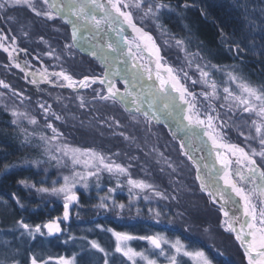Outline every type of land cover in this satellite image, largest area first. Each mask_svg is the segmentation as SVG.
Returning a JSON list of instances; mask_svg holds the SVG:
<instances>
[{"label": "trees", "instance_id": "obj_1", "mask_svg": "<svg viewBox=\"0 0 264 264\" xmlns=\"http://www.w3.org/2000/svg\"><path fill=\"white\" fill-rule=\"evenodd\" d=\"M147 1L154 10L158 4L167 6L149 20L156 28L153 33L157 42H160L158 36L176 44L182 41L198 63L207 65L206 69L219 84L228 81L225 72H234L240 82L264 91V0ZM33 5L41 12L48 8L43 0H33ZM0 35L16 44L21 61L34 66L40 63L48 71L63 69L77 80L85 76L100 78L104 74L96 60L73 48L69 29L60 18L49 20L43 15L37 16L27 4L0 9ZM163 55L175 65H181L182 58H177L173 51ZM0 80L9 85L12 93L24 95L22 105L41 125L51 122L68 144L98 151L124 166L127 175L123 182L129 177L142 180L165 197L161 199L149 190L133 200L124 193L109 192L116 188L110 179L100 181L98 186L90 184L88 191L79 190L72 207L74 217L69 226L75 236L91 232L90 238L96 239L108 229L134 237L160 234L172 241L179 239L187 250L204 251L213 264H246L233 236L223 230L220 214L201 193L190 162L161 125L126 112L120 103L99 99L97 94L106 95L100 84L80 92L28 84L1 51ZM117 87L122 86L118 83ZM213 102L230 143L238 144L249 154L253 150L264 151L252 127L237 130L233 126L238 112L233 114L219 100ZM41 104L50 107L52 117H45ZM14 128L11 116L0 106V235L3 240L2 235L11 236L10 231L15 225H21V221L32 232L35 225L43 226L63 214V205L51 197V191H39L50 188L57 170L48 162H40L36 148L16 138ZM247 132L253 139H245ZM253 159L264 169V161L255 156ZM102 201L104 208L99 207ZM120 204L125 206L123 210ZM26 238L29 248L17 256L23 258L22 263L28 257H37V253L43 255L40 260L62 255L63 247L56 245L55 239L44 242L36 238L30 242L29 234ZM80 264L97 263H88L83 258Z\"/></svg>", "mask_w": 264, "mask_h": 264}, {"label": "snow or ice", "instance_id": "obj_2", "mask_svg": "<svg viewBox=\"0 0 264 264\" xmlns=\"http://www.w3.org/2000/svg\"><path fill=\"white\" fill-rule=\"evenodd\" d=\"M43 3L48 6L47 11L41 12L36 10L33 5V0H3L0 2V9H7L8 7L15 6L18 4H27L35 12L37 16H45L49 20L61 18L65 23L72 24V39L75 42L78 31L85 26H92L96 29H100L103 25L107 24L113 31L116 32L119 38L115 42H109L107 49L112 53H120L123 55V49L120 47L122 41L127 46V54L133 58L144 60V63L133 64L132 67L136 69L133 75V87L136 86L137 80H143L147 78L149 81L152 80L153 75L159 84L158 88H155V94H159L164 97L163 109L166 115H173L174 112L179 109L181 112V119L178 122V130L184 134V139L181 142L180 148L181 153L192 159L189 154V149L192 144L195 143L201 136H206L210 142L211 149L209 156H214L215 163L212 165L205 164L204 168L207 170L204 176L200 175L199 168L197 169L196 179L200 182V190L205 193L212 204L219 202V211L223 216L222 227L225 232L234 235L236 241L239 242L241 248H243L244 257L247 260V264H264V169H261L254 156L260 155L264 158V151L257 153L255 150L249 154L244 148L238 144H233L225 141L222 131H217V125L214 123L215 120L219 119V114L216 116L206 113L204 119L200 118L197 109V99L194 93L190 92L189 89L181 83L179 77L176 75L175 70L163 63V57L160 55V49L156 45L153 37L144 31L142 28L137 27L134 22L133 13L131 8L142 9L144 0H106V3L102 0H43ZM167 7L163 4L156 5L155 10L153 6L149 4L146 8H143L144 16H156L161 8ZM97 12L101 13L100 17L97 16ZM74 17L75 20L69 19ZM124 25H127L132 31V37L129 38L124 34ZM6 39V37L0 36V40ZM183 43L177 41V44ZM71 47V45H69ZM0 48H3L8 53L9 59H12V53L15 48L10 51L9 48L4 47L0 44ZM145 53L147 56H145ZM106 59V57H105ZM15 67L19 68V64H15ZM154 66V67H153ZM23 71V69H21ZM51 75L58 78H62L65 84H61V87H68L75 90L77 86L80 88H88L92 84L100 83L106 84V95H98L101 100H111L114 103L124 104L129 98L135 103L138 99L132 91L127 89L123 94L120 93L119 89L115 88L114 81L109 78L108 73L105 72L104 79H98L96 77L85 76L83 79L77 81L72 76L65 72H54ZM186 75V74H185ZM200 75L202 78H207L209 73L201 70ZM43 80L48 79V74L41 73ZM229 77L233 82H237V77L229 73ZM33 83H36L34 80ZM196 83V81H193ZM207 84V80L205 79ZM0 86L8 87L3 81H0ZM213 89L211 93H202L205 100L209 97L216 99L217 94L215 92L216 85H208ZM238 87L241 89L242 94L236 95L229 88H224V93L227 95L224 97L225 100L232 98V101L239 107H242L246 113H255L257 116L264 119V91H259L254 87H251L247 83H239ZM179 101V103H177ZM84 101L81 98V106ZM223 107V105H221ZM211 112H215L214 106L209 104ZM232 104H229V110H231ZM138 110V109H137ZM16 115V113H13ZM155 116V113H153ZM59 119V117H56ZM187 121V124L184 123ZM15 123V121H13ZM31 123H36L32 120ZM256 128V133L260 137V144L264 145V132L262 127L264 125L257 124L255 120L252 122ZM47 127L52 129L54 136L51 138L41 137L42 140L55 139L59 135L57 130L53 128L51 124ZM222 129L224 124L219 125ZM200 129H203L201 133ZM243 134V133H241ZM175 138V136H174ZM248 139V137H245ZM201 144L203 142L201 141ZM65 156H68L73 165L82 164L85 168L96 169V171H88L87 173H75L72 178L73 182H69L70 178L65 177V183L59 187H53L51 190L47 188H41L39 191L49 192L52 194H63L64 213L63 219H69V206L72 202L77 200L76 194L73 192L75 187V179L78 177L80 180H86L91 176H98L99 170H106L110 175H127V169L119 164L112 162H106L105 157L99 153L90 150L81 149H69L67 145L61 149ZM202 150V148L200 149ZM85 157V159H81ZM56 159V157H50ZM201 160L205 157L201 156ZM216 164L219 167H216ZM233 164L239 167L233 171ZM247 173V174H246ZM239 178V180L236 179ZM222 182V183H221ZM23 183V182H22ZM251 183L252 187L246 189L241 186L242 184ZM127 184L130 186L129 191L133 189L139 190L140 192L151 190L153 194L161 199H164V195L155 190L154 186L148 184L142 180H134L131 177L127 179ZM119 186V184H118ZM87 187V184L84 185ZM113 189H109L112 192ZM233 197H237L238 200H234ZM148 199V197H145ZM239 205V209L233 208V212L230 214L226 206ZM99 207H106L102 201ZM124 205L120 204L119 208L124 209ZM239 211V214L236 212ZM159 215V213H157ZM21 226L29 231L31 229L28 224L21 221ZM43 228L47 229L49 235H53L61 231L60 223L57 220L50 221L43 225ZM35 232H41V226L35 225ZM112 232V235L116 238V252L121 253L129 260L132 264H136L134 257H140L145 260L147 264H156L155 260L149 259L142 252H136L132 248L127 247L124 242L141 239L147 240L155 249H160L163 254L162 245L169 244L171 248L175 250L177 255L183 254L193 259L196 264H213L212 260L205 254L204 251H188L185 245L179 240L170 242L162 236H141L134 237L128 233L115 232L112 229H108ZM92 247L99 251H104L95 242H91ZM123 245V246H122ZM222 254V253H221ZM32 264H37L35 258L32 259ZM59 264H72L70 260L63 257L59 259ZM107 264V262H105ZM169 264H177L176 256L173 255L169 258Z\"/></svg>", "mask_w": 264, "mask_h": 264}, {"label": "rangeland", "instance_id": "obj_3", "mask_svg": "<svg viewBox=\"0 0 264 264\" xmlns=\"http://www.w3.org/2000/svg\"><path fill=\"white\" fill-rule=\"evenodd\" d=\"M3 1V0H1ZM149 5V2L147 0H144V5L142 6V9H136L131 8L130 10L133 13L134 20L138 21V25L145 31H148L150 34L155 32L154 29H156L152 24L149 23V20H153V16H144L143 8H146ZM100 17V15H97ZM159 30V29H158ZM156 31V33L158 32ZM99 33H101V36L104 39L105 45L107 47V44L109 42H115L118 40L117 34L110 28L107 24L103 25L100 29H97ZM160 35L159 33H157ZM155 34L153 33L152 36L154 37V40L156 42V45L159 46L161 55H163V52L173 51L175 55L180 56L182 58L181 65H175L169 58L163 57L166 59L167 62L170 63L171 66L174 67V69L177 72V75L181 79V81L184 83V85L189 89L190 92L194 93L197 99V111L199 112L200 118L204 119L206 116V113L211 114L213 116L217 115V111L211 112L209 108V104L215 107L213 101H220V104L223 106H226L229 108V104H232V108L230 112L232 111L233 114L235 112H238L235 114V121L233 126L236 127L237 130L240 128H244L247 130V127L250 126L253 128V132L255 139L260 138L258 134L256 133V126L252 123L253 120L257 122V124L264 125V119H261V117L257 116L255 113H246L243 111L242 107L237 106L233 101L232 98H229L228 100H225L224 97L227 95L224 93V88H229L234 94L241 95V89L238 87V84L241 83L239 79L237 78V82H233L230 77L229 73L237 77V74L234 72H225L226 74V80L227 82H223L222 84H219L217 81H215L212 78V75H210L212 72L210 70H207L205 64L202 62L198 63L195 60V57L192 56L190 53H188L186 47L183 44H176L175 42H171V40L166 39L163 40L158 36V41L155 39ZM2 36V35H0ZM0 43L4 45V47L9 48L11 51L12 48H15V51L12 53V59H8L10 63L14 66L15 64H19L20 67L17 68V70L23 69L21 73L24 74V77L30 83H33L35 80L36 83H33L34 85H40L43 83H51L58 82L59 85L66 83L63 81L62 78H58L56 76L51 75L53 72H47L48 79L45 81L43 80L41 73H45V69L41 68L42 66L39 63V66L33 67L29 62L20 61L18 59V50L15 43H12L6 39L0 40ZM86 43V42H85ZM83 44V43H82ZM122 46V43L120 42V47ZM82 48H85V46H82ZM123 49V47H121ZM87 49V48H86ZM92 50H90V53ZM89 52V51H88ZM117 56L119 63H121L123 66H126L127 63L129 64V60H133V62H137L138 64L143 63V60L133 57H128V54L126 52V49H123V55L120 53H115ZM54 55H50V57H53ZM38 62V61H37ZM135 70V69H134ZM201 70L206 71L209 73L207 78H202L200 75ZM186 74V75H185ZM102 78V77H100ZM111 79H115L111 77ZM205 79L207 80V84L205 83ZM218 80V78L216 77ZM1 81V80H0ZM115 88L118 89L117 83L118 80H113ZM193 81H196V83H193ZM215 84V92L217 94L216 99H212L209 97L208 100L204 99V96L202 93L208 92L211 93L213 91L212 88H210L208 85ZM98 84V83H96ZM107 84V81H106ZM125 83L122 84V87L119 88L120 93L123 94L126 90ZM94 86L92 84L90 87ZM88 87V88H90ZM71 90H74L70 88ZM84 88H80L77 86L75 90H83ZM3 91L8 92L7 95ZM131 91V90H129ZM135 95V94H134ZM129 100V109L137 110L138 107L136 105V102L133 103L131 98ZM25 101V97L21 93H12L11 89L8 87L0 86V106L8 112V114L11 116V121L13 126L15 127L16 132V138H19L22 143H24L27 146L36 148L38 151V160L40 162H48V164L57 170L56 180L51 183V186L49 190H51L53 187L59 188L61 187L65 181L64 178L67 176L70 178V183L73 182L72 178L74 177V174L79 173H87L88 171H96V169H88L85 168L82 164L73 165L71 159L68 156L64 155V152L61 150L65 145L68 146L69 149H77L78 147H74L70 144H68L67 141H64L63 138H61L60 133L58 136H56L55 139H49V140H42L41 137H47L51 138L54 136V133L52 132V129L47 127L48 124H51V122H48L46 125H41L37 119L29 113L27 108L22 105ZM40 109L43 110V114L45 117L50 118L52 117L50 107L41 104ZM216 109V107H215ZM13 113H16V115H13ZM226 115V113H223V116ZM32 120H35L36 123H31ZM15 121V123H13ZM214 123L217 125V131H222L225 141L229 142L226 139V133H224V128H220L219 125H221L219 119L215 120ZM52 125V124H51ZM53 128L56 129L54 125H52ZM247 126V127H246ZM262 132H264V127H262ZM169 136V135H168ZM246 137L248 139H253L251 137V134L246 133ZM230 143V142H229ZM264 147V145H262ZM79 149V148H78ZM85 150V149H81ZM90 151H94L91 149H86ZM96 153H99L98 151H94ZM261 151H258L257 153H260ZM102 155V154H101ZM56 157V159H51L50 157ZM104 156V155H103ZM106 162H112L116 164L113 160L109 158V156H104ZM257 159H261L264 161V158H262L260 155L255 156ZM81 159H85V157H81ZM37 161V160H36ZM38 162V161H37ZM120 165V164H119ZM122 166V165H121ZM124 167V166H122ZM233 171H235L239 166L236 164H233ZM125 168V167H124ZM194 169V168H193ZM247 174V173H246ZM125 175H110L106 170H99L98 176H91L86 180H80L78 177L75 179V187L73 188V192L78 194L79 190L88 191L91 189L90 184H93L95 186H98L99 182L104 179L112 180V182L115 183V187L111 193L117 195L121 193H124L127 197L134 198L142 195L144 192H140L139 190L133 189L130 193L129 188L130 186L127 184V181L123 182V178ZM237 180H239L238 177H236ZM87 184V187H84V185ZM119 184V186H118ZM241 186L245 187L246 189L251 188L252 184H242ZM202 193V192H201ZM112 194V195H113ZM204 194V193H202ZM205 197L208 200V204H210L216 211L214 204L210 202L209 197L204 194ZM51 197L55 198V200L59 201L63 205V213H64V197L63 194H52ZM77 201V200H76ZM76 201L72 202L69 206V219L64 220L63 214L61 218H57L58 222L60 223V227L62 230V234H60L58 237H52L46 232V229L41 226V232L37 233L34 231L29 234V231H26L25 229H22L21 225H15L14 229L10 231V235H2L5 240L2 239L0 235V264H32V259L35 258L37 261V264H59V259L61 257L70 260L72 264H80V259H85L88 263H97V264H132V261L129 260L127 257L122 255L121 253L116 252V238L112 235L111 231H107V233H102L99 238L91 239L90 236H92V233H84L83 235L75 236L74 233L70 232V222L72 220V217H74L72 207L74 204H76ZM219 213V211H217ZM220 214V213H219ZM221 216V214H220ZM56 220V219H55ZM223 218L221 217L220 223L222 225ZM53 221V220H52ZM50 222V221H48ZM46 222V223H48ZM65 223V227H62V224ZM228 233V232H226ZM30 235V242H33L37 239V241H44L47 242L49 239H55L56 245H60L63 247L62 255H59L57 257H48V259L40 260L43 255L37 253V257H28L25 263L24 260H22V257H17L19 255H23L24 251L29 248V245L27 243V235ZM229 234V233H228ZM162 236L160 234H155L153 236ZM230 235V234H229ZM152 236V235H150ZM20 237V238H19ZM22 238V239H21ZM165 238V237H164ZM170 242H174L168 238H165ZM100 240V241H99ZM95 241L100 248H102L104 251H99L96 248L92 247L91 242ZM127 247L132 248L136 252H142L145 256H147L149 259L155 260L156 264H169V258L173 255L176 256L177 264H196V262L187 257L184 256L182 253L177 255L175 253V250L170 247L169 244H163V254H161L160 249H154L153 246L147 241V240H141V239H133L127 242H124ZM18 244V246H17ZM123 246V245H122ZM186 248V247H185ZM187 249V248H186ZM188 251H190L188 249ZM199 251V250H198ZM83 256V257H82ZM243 256V255H242ZM17 257V258H16ZM14 258V259H13ZM16 258V259H15ZM244 258V256H243ZM136 264H147V262L140 257H134ZM245 261V260H244ZM246 263V261H245Z\"/></svg>", "mask_w": 264, "mask_h": 264}, {"label": "water", "instance_id": "obj_4", "mask_svg": "<svg viewBox=\"0 0 264 264\" xmlns=\"http://www.w3.org/2000/svg\"><path fill=\"white\" fill-rule=\"evenodd\" d=\"M69 19H71V20H75V18L74 17H69ZM62 21L64 22V20L62 19ZM65 23V22H64ZM66 24V26L70 29V31H71V36H72V31H73V29H72V24H69V23H65ZM137 25V27H140L138 24H136ZM141 28V27H140ZM131 30L129 29L128 30V28L126 29V30H124V34L126 35V36H129V37H132V31L130 32ZM146 31V30H145ZM147 33H149L148 31H146ZM80 30L78 31V33H77V35H76V39H75V42H73V44H74V47L82 54H85V55H87V56H89V57H91V58H94V59H97L101 64H102V66H103V68L104 69H106V72L108 73V71H109V69H108V67L110 66V67H112V68H115V70H117V72H118V76H119V78L118 79H120V80H122V81H127V84H128V86H129V88H131V89H133L132 91H134V93H135V95L138 97V105H139V111L137 112V111H131V110H129L128 109V104L127 103H124V104H122V106L124 107V109L127 111H130V112H132V113H135V114H141L142 116H144V117H146L148 120H151V121H153L155 124H158V125H162L164 128H165V130L166 131H168V133H169V136L171 137V139H173L174 141H176L177 142V145H178V147H179V149H180V151H181V148H180V145H181V142H182V140L184 139V136L183 137H181V134L179 133V130H178V127H177V125H178V123L177 122H179L177 119H175L173 116H168V115H166L163 111H158V110H155L154 108H153V105L150 103V101H149V99H147V96L145 95V93L146 92H148V88H145V87H142V84L140 83V81L139 80H137L135 83H136V86L135 87H133V77L132 76H130L128 73H124L120 68H118L115 64L114 65H109L108 63H107V60H105V59H101V58H99L98 57V52L96 51L95 52V54L94 55H88L87 53H85V51L84 50H82V49H79L78 48V45H79V42H78V38H77V36L78 35H80ZM150 34V33H149ZM151 36H152V34H150ZM153 37V36H152ZM84 38H87L88 40H91V38L90 37H84ZM153 39H154V37H153ZM155 41V40H154ZM156 43V42H155ZM158 46V45H157ZM159 47V46H158ZM160 49V48H159ZM160 55H161V52H160ZM145 56H147V54L145 53ZM161 57H163V55H161ZM163 63H165L166 65H169V66H171L170 65V63L169 62H167L166 61V59L163 57V61H162ZM154 67V66H153ZM173 69H174V67L173 66H171ZM175 70V69H174ZM175 73H176V75H177V72H176V70H175ZM178 76V75H177ZM179 77V76H178ZM104 79V78H103ZM180 79V78H179ZM180 81H181V79H180ZM181 83H183L182 81H181ZM184 84V83H183ZM177 103H179V101H177ZM153 113H155V116L153 115ZM184 123L185 124H187V121H184ZM174 136H175V138H174ZM201 141L203 142V144H201ZM195 144H196V149H194V151L193 150H190L189 149V154L191 155V157H192V159H189L187 156H186V158H187V160H188V162H190V164L194 167V170H195V172H196V177H197V169L199 168V170H200V175L201 176H204L205 175V172L207 171L205 168H204V165L205 164H208L209 165V163L210 162H212V163H215V160H214V156H209V146H211L210 145V142L209 141H203V140H201V138H199L196 142H195ZM203 146H205L208 150L207 151H205V152H202V151H200V149L202 148V150H203ZM201 156H203V157H205V159L204 160H201L200 159V157ZM218 167H219V165H218ZM217 167V168H218ZM196 181H197V183L199 184V187H200V182L196 179ZM203 193V192H202ZM238 199V198H237ZM217 206H219L220 207V204H219V202L216 204ZM227 208H228V210H229V212H230V214H231V205H228V206H226ZM221 213V212H220ZM46 232H47V229H46ZM60 234H62V230L60 231V232H58V233H55V234H53V235H51L52 237H57L58 235H60ZM233 235V234H232ZM234 236V235H233ZM234 239H235V237H234ZM235 241H236V239H235ZM236 243H237V245L240 247V245H239V242L238 241H236ZM155 249V248H154ZM240 250H241V252H242V255L244 256V254H243V248H241L240 247ZM245 258V257H244ZM245 260H246V258H245ZM246 263H247V260H246Z\"/></svg>", "mask_w": 264, "mask_h": 264}, {"label": "bare ground", "instance_id": "obj_5", "mask_svg": "<svg viewBox=\"0 0 264 264\" xmlns=\"http://www.w3.org/2000/svg\"><path fill=\"white\" fill-rule=\"evenodd\" d=\"M102 2L106 3V0H102ZM126 28L127 25H125ZM90 29H91V26H85V30L90 32ZM96 29V28H95ZM129 30V28H128ZM131 30V29H130ZM93 33V31H92ZM119 39V38H118ZM128 57H130L128 55ZM131 58V57H130ZM129 64L127 63L126 66H124V70L126 69L130 74L134 75L135 72H136V69L132 67V65L135 63L133 62V60L131 59V61L129 60ZM135 64H138L137 62ZM135 69V70H134ZM141 84H142V87L144 86L145 88H148V92L146 93V96L148 97V99L150 100V103L153 105V108L155 110H158V111H163L164 112V109H163V104H164V100L165 98L160 96L159 94H155V88H158L159 87V84L158 82L156 81L155 79V75H153V78L151 81H149L147 78H144L142 81L140 80ZM181 112L179 111V109H177L173 115H168L169 117L170 116H173L175 119H177L178 121H180L181 119ZM178 123V122H177ZM201 133L203 132V129H200ZM184 134L181 132V137H183ZM201 140L203 141H208V138L206 136H201L200 137ZM196 149V144L193 143L190 150H193ZM209 150L211 149V146H209L208 148ZM205 146H203V150H200L202 152H205L208 150ZM213 163L210 162L209 165H212ZM216 167H218V164H216ZM222 183V182H221ZM234 200H237V197H234ZM237 208L239 209V205H236V206H232L231 205V213L233 212V208ZM236 214H239V211L236 212Z\"/></svg>", "mask_w": 264, "mask_h": 264}, {"label": "flooded vegetation", "instance_id": "obj_6", "mask_svg": "<svg viewBox=\"0 0 264 264\" xmlns=\"http://www.w3.org/2000/svg\"><path fill=\"white\" fill-rule=\"evenodd\" d=\"M215 208L218 210V208H220L219 206H217L216 204H214Z\"/></svg>", "mask_w": 264, "mask_h": 264}]
</instances>
